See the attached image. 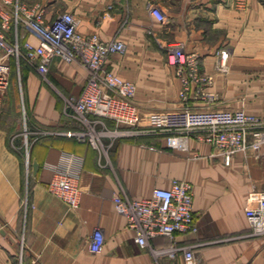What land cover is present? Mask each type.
Wrapping results in <instances>:
<instances>
[{
    "label": "crops",
    "instance_id": "crops-1",
    "mask_svg": "<svg viewBox=\"0 0 264 264\" xmlns=\"http://www.w3.org/2000/svg\"><path fill=\"white\" fill-rule=\"evenodd\" d=\"M18 1L43 7L46 21L69 10L79 18L82 32H97L103 39L118 32L126 51L112 56L110 66L136 84L143 117L180 106V82L163 48L178 42L197 52L201 68L213 74L209 88L218 94L217 107L243 108L264 118V0H247L245 7H236L232 0H156L167 15L164 23L149 12V0ZM108 4L113 6L104 15ZM2 15L9 19L6 36L11 41L12 8L0 0V21ZM152 32L160 35L157 48L150 44ZM16 34L37 42L23 23ZM221 47L229 51L226 72L215 68ZM12 73L17 80L0 93V264H185L181 252L174 257L152 252L172 242L167 236L151 238V248L138 244L112 200L120 187L131 198H144L154 187H169L175 178L192 184L198 226L195 233H178L175 243L193 244L197 264H264V235L249 233L245 215L248 192L264 189L261 154L239 151L225 164L214 146L194 136L189 150L181 151L166 147L162 135L128 134L112 137L106 160L89 143L61 133L81 126L61 109L62 95L78 96L83 90L88 74L84 66L55 58L44 79L13 60ZM20 102L52 133L31 136L30 141L24 137L13 115ZM63 152L83 157L76 208L47 188L50 165ZM97 227L105 239L102 250L93 253L89 240Z\"/></svg>",
    "mask_w": 264,
    "mask_h": 264
},
{
    "label": "built area",
    "instance_id": "built-area-1",
    "mask_svg": "<svg viewBox=\"0 0 264 264\" xmlns=\"http://www.w3.org/2000/svg\"><path fill=\"white\" fill-rule=\"evenodd\" d=\"M3 2L11 5L15 33L14 39L9 41L6 36L9 19L2 15L0 93H4L9 85L12 59L17 64L25 62L44 79H47L50 63L55 58L80 63L87 69L86 82L78 96H64L62 112L81 126L61 133L89 143L100 157L108 160V150L113 143L111 139L116 135L157 134L162 135L166 147L181 151L189 150L190 139L194 136L214 146L225 164L230 163L235 153L249 149L264 158V118L243 108L217 107L218 94L209 88L213 75L201 68V57L197 52L186 51L178 42L164 44L167 60L180 82V106L143 117L135 98L136 84L121 77L110 66L112 56L123 55L126 51V43L118 32L109 39H103L97 32H82L78 27L79 18L69 10L46 21L44 8L40 5L28 6L18 0ZM232 2L237 7L247 4V0ZM112 6H106L104 15ZM148 10L158 21L164 23L167 20L156 0L148 1ZM127 17L128 13L125 20ZM19 23L35 35L36 43L29 38L18 39L16 28ZM228 56L226 47L219 48L215 63L217 71H227ZM142 118H147V122L142 123ZM122 125L128 129L121 130ZM82 164V156L63 152L60 161L50 165L53 174L47 188L71 208L78 207L80 202ZM112 200L116 211L126 218V226L134 231V240L138 244L150 247L151 238L167 236L172 242L159 249L152 248V252L171 257L181 252L185 264H197L193 244L180 245L173 241L178 233H195L198 230L194 221V191L189 181L175 178L169 187H154L144 198H131L120 187ZM245 215L249 233L264 235V189L248 192ZM104 239L102 229L95 228L89 240V250L100 252Z\"/></svg>",
    "mask_w": 264,
    "mask_h": 264
},
{
    "label": "rangeland",
    "instance_id": "rangeland-1",
    "mask_svg": "<svg viewBox=\"0 0 264 264\" xmlns=\"http://www.w3.org/2000/svg\"><path fill=\"white\" fill-rule=\"evenodd\" d=\"M247 5V4H246ZM237 7V6H236ZM155 32V31H154ZM149 38H150V44L154 47V48H157L161 42V39H160V35L156 32L153 34L150 33L149 34ZM182 44V43H181ZM183 45V44H182ZM184 46V45H183ZM165 51V50H164ZM165 57H166V60H167V56H166V53H165ZM200 61H201V58H200ZM168 62V60H167ZM169 63V62H168ZM219 72V71H218ZM226 72V71H225ZM213 75V74H212ZM121 76V75H120ZM49 76L46 75V78L48 79ZM122 77V76H121ZM14 79L17 80L16 78V74L15 73H12V75L10 76V82L11 80ZM126 79V78H125ZM129 80V79H128ZM12 81V82H13ZM132 81V80H131ZM54 84V81L52 79V77L50 76V84ZM180 88V86H179ZM8 89V87H7ZM7 89L5 90L7 92ZM179 91V90H178ZM4 92V93H6ZM3 93V94H4ZM61 96V95H60ZM64 96H68V95H62V100H63V104H64ZM154 104V103H153ZM156 104V103H155ZM63 107V106H62ZM155 109V108H153ZM63 108L61 109V112H62ZM155 111H158V110H152L151 112H155ZM150 112V113H151ZM63 114V112H62ZM13 115L14 117H16V119H18V127H20V131L22 132V135H24V137H26L29 141H30V137H40L44 134H46L45 132H52L53 129L50 128V130L46 129V127L40 125L39 123H37L36 121L33 120L32 118V113L31 111L27 108V106L22 105V102L19 103V106H18V109L17 111H15L13 109ZM64 115V114H63ZM147 122V118H142L141 119V122ZM128 128L126 126H123L122 125V128L121 130H127ZM65 130V129H64ZM63 130V131H64ZM67 130V129H66ZM33 132V133H32ZM28 141V142H29ZM24 152H26V150L24 149ZM24 168H25V159H24Z\"/></svg>",
    "mask_w": 264,
    "mask_h": 264
},
{
    "label": "trees",
    "instance_id": "trees-1",
    "mask_svg": "<svg viewBox=\"0 0 264 264\" xmlns=\"http://www.w3.org/2000/svg\"><path fill=\"white\" fill-rule=\"evenodd\" d=\"M14 59H12V62H13ZM23 63V61H20V64ZM25 63V62H24ZM77 140V139H76ZM86 143V142H85Z\"/></svg>",
    "mask_w": 264,
    "mask_h": 264
}]
</instances>
